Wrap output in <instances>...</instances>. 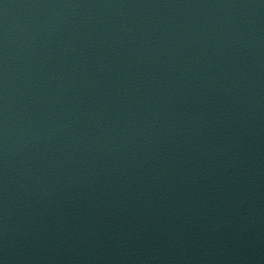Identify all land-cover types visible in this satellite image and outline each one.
Segmentation results:
<instances>
[{"label": "water", "instance_id": "1", "mask_svg": "<svg viewBox=\"0 0 264 264\" xmlns=\"http://www.w3.org/2000/svg\"><path fill=\"white\" fill-rule=\"evenodd\" d=\"M264 123V0H0V264Z\"/></svg>", "mask_w": 264, "mask_h": 264}]
</instances>
